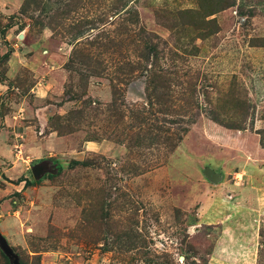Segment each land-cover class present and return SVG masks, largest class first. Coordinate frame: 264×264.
<instances>
[{
    "label": "rangeland",
    "instance_id": "rangeland-1",
    "mask_svg": "<svg viewBox=\"0 0 264 264\" xmlns=\"http://www.w3.org/2000/svg\"><path fill=\"white\" fill-rule=\"evenodd\" d=\"M25 2L0 0V232L20 264H264V0ZM155 124L183 140L150 146Z\"/></svg>",
    "mask_w": 264,
    "mask_h": 264
},
{
    "label": "trees",
    "instance_id": "trees-1",
    "mask_svg": "<svg viewBox=\"0 0 264 264\" xmlns=\"http://www.w3.org/2000/svg\"><path fill=\"white\" fill-rule=\"evenodd\" d=\"M32 5H37V0H26L24 6L22 7V12L26 11L27 8H30ZM62 14H68V12H62ZM86 24V27L87 26H91L92 23L91 22H84ZM83 23L82 27L85 26V24ZM91 28V27H90ZM88 32V28L86 30H82L79 32L78 36L79 35H82L83 32ZM145 56V55H144ZM156 60H159L158 59V55H156ZM149 55H147V59H146V62L149 61ZM154 63H151L152 65L155 64V61H153ZM158 73L159 75H157V78L155 81H153V83H155V86H154V90H155V101H156V105H158V109L162 107V110H159L158 111V114H161L162 116H173L174 115V109L172 110V107L175 105H173V100L171 99L172 96L170 94V92L172 91V88L171 87H165L164 86V81L162 80V77L160 76V72H159V69H158ZM168 89V94H159V91L161 89ZM158 92V93H157ZM157 94V95H156ZM150 96V94H149ZM154 99H150L149 102L153 101ZM191 103V102H190ZM173 105V106H172ZM153 106H154V103H153ZM163 107L165 109H163ZM175 107V106H174ZM153 109V108H152ZM151 109H149V111H146V109L140 111L138 110V114H134L133 118H135L136 122L137 123H140V124H145V122H147L148 124L150 122H152V118H154L153 120H155L156 117H153L154 114L151 113ZM214 120L215 122H219L217 121L216 119H212ZM173 125H175V123H173ZM154 131L151 132L152 136H150V139L147 140L148 144L151 146V145H154V144H157L158 142H160V140H164L166 138V141L168 143V141L170 142H174L175 141H182L183 140V134L186 132L184 129L183 130H180V134H172V129L169 130V131H162L160 128L157 127V125H153L151 126ZM143 138H146V136H144ZM176 144H171V147H172V150L174 148H176L175 146ZM170 147V146H169Z\"/></svg>",
    "mask_w": 264,
    "mask_h": 264
},
{
    "label": "water",
    "instance_id": "water-1",
    "mask_svg": "<svg viewBox=\"0 0 264 264\" xmlns=\"http://www.w3.org/2000/svg\"><path fill=\"white\" fill-rule=\"evenodd\" d=\"M206 176L210 181H217L221 178V176L217 173L211 172L210 169H206L205 171ZM0 249L8 259L10 260L11 264H20L19 256L13 252L14 250L9 246L6 238L0 232Z\"/></svg>",
    "mask_w": 264,
    "mask_h": 264
},
{
    "label": "crops",
    "instance_id": "crops-1",
    "mask_svg": "<svg viewBox=\"0 0 264 264\" xmlns=\"http://www.w3.org/2000/svg\"><path fill=\"white\" fill-rule=\"evenodd\" d=\"M207 126H208V128H211V126H214V125H212V124L209 125L208 124ZM215 127H216V125H215ZM218 128L219 129L215 132V134L212 137L218 139V138H221L222 136L228 137V135H230V133H229V131L227 129H224V128H221V127H218Z\"/></svg>",
    "mask_w": 264,
    "mask_h": 264
}]
</instances>
